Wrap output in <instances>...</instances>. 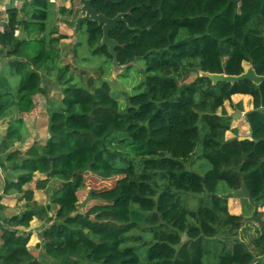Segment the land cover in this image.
<instances>
[{
	"label": "trees",
	"instance_id": "obj_1",
	"mask_svg": "<svg viewBox=\"0 0 264 264\" xmlns=\"http://www.w3.org/2000/svg\"><path fill=\"white\" fill-rule=\"evenodd\" d=\"M25 6L27 19L18 8L7 7L0 30V47L10 57L8 71L0 70V119L10 117L3 150L24 140L25 117L36 109L34 96L46 92L44 76L53 70L62 97L50 111L46 142L7 155L17 177L5 182L3 193L17 191L27 202L23 213L0 222V264H49L28 248L31 232L19 229L28 228L35 217L48 223L41 237L52 264H264L259 259L264 234L260 225L253 226L259 221L231 213L229 196L217 191L221 182L232 192L245 184L255 203L264 206V81L214 83L202 75H240L249 63L264 76V0H94L93 8L107 17L125 13L110 31L118 42V64L146 63L145 79L125 108L107 82L84 72L76 81L70 66H58L60 45L68 35L55 26L47 29L55 3L27 0ZM57 11L74 19L80 14L66 6ZM82 30L94 54L112 57L101 44L98 22L84 21ZM191 72L196 76L186 82ZM12 74L19 77L16 88ZM234 94L253 98V109L245 114L251 139L226 138L232 117L225 103ZM201 123L200 157L211 166L205 177L183 168L196 153ZM144 158L177 171L171 172L176 187L151 189L136 178L131 161ZM37 172L47 175L36 181L37 189L52 178L60 181L48 207L24 188ZM86 173L113 184L90 190L98 202L78 213ZM203 181L212 192L191 208L186 194L203 192ZM138 192L151 193L153 202L136 207L143 202ZM211 253L214 262L209 263Z\"/></svg>",
	"mask_w": 264,
	"mask_h": 264
},
{
	"label": "rangeland",
	"instance_id": "obj_2",
	"mask_svg": "<svg viewBox=\"0 0 264 264\" xmlns=\"http://www.w3.org/2000/svg\"><path fill=\"white\" fill-rule=\"evenodd\" d=\"M59 2H63V1H59ZM79 8H80V4L75 3L73 9L78 10ZM71 25H72L71 28L73 29L75 25L74 19ZM71 33L72 34L69 36V38H67L68 41L65 40L60 45L62 58L58 62V66L59 67H63L66 65L70 66L69 74H72L73 78H75L76 81H79L82 72H84L86 75L95 76L98 79L99 83L107 82L112 93L120 100L122 108H125L128 105L129 96L138 92L136 86L141 84L145 79V70H146L145 60L143 59L137 60L136 62L131 64V67L116 66L113 63L112 57L109 58L105 53L94 54L92 52V50L87 45V37L84 30H82L81 32L79 31L77 34H75L73 30ZM244 64H245V69H247L249 67V64L248 63H244ZM56 74H57V70H53L50 74L44 76V84L46 86V92L37 94L35 98L37 104L36 105L37 112L39 113V115L36 116V118H30L28 120L25 134L29 138L26 144H24L26 149L30 148L35 142H38L40 146H42L47 140L46 135L49 133V130L48 133H45L46 130L43 127L41 131L42 135L40 136L39 134H37L38 131H35L32 128L34 122H39V124L43 126H45V124L48 122V126H49L50 111L54 107H56V105L60 102V99L62 97L61 85L57 81ZM195 76H196L195 72H191L190 76L186 79V82L193 80ZM12 79H13L12 84L16 88L19 83V77L16 76V78L13 77ZM241 107H238L237 105H235L234 107L231 105L230 108H227L225 106L226 111L228 112L229 115L232 114L235 111V109L239 111L243 110V108ZM251 109H253V107ZM243 111L245 112V114L248 112L245 111V109ZM220 112L221 109L219 110V113ZM248 126L249 124L245 116L242 115L235 119L232 118V122H231L232 130L226 133V138H232L235 136V134L238 136L249 135L250 128ZM31 129L33 131H31ZM233 129L236 131H233ZM204 134H205V127L201 123V132L198 140V145L196 148V153L193 155L192 158H190L188 161L183 163V168L185 173L195 174L201 177H205V175L211 168L209 162L204 158L200 157ZM131 162H132V168L134 169L137 175L136 178H139V180H143L144 182H146L151 187V189L176 187V185L174 184V180L171 178V172H177V171H173L171 169L165 171L163 169H160L159 167L156 166L157 164L156 161L150 158H144L142 160L134 159ZM166 177L168 178V180L166 179ZM112 184L113 181H99L96 180V178H94L92 174L86 173L85 186L78 191L79 211L86 212L90 207H92L95 203L98 202V200L90 197L89 194L90 190L111 186ZM202 185L204 190L203 192L190 191L186 194L188 206H190L191 208H196V206L199 205L198 202L200 197H202L203 195L206 196L210 192H212L206 187V182L203 181ZM199 188L200 190H202L201 185ZM217 191L220 194L229 196L228 200L231 199L236 203H240L242 205L240 209L241 212L240 214H243L244 218H248V220H251L250 217L254 212V207L249 205L248 200L246 198H239L235 196L234 195L235 191L233 192L230 191L223 182H221V184L218 185ZM137 198L139 200H143V202L142 203L141 201L136 202L135 203L136 207L150 204V201L153 202L154 200V196L151 193L142 195L141 193L138 192ZM146 207L149 208L150 206H146ZM234 208L235 206H229L230 212H234ZM5 217H9V216L4 213H0V222L2 221L3 223L4 222L3 218ZM256 217L257 219H259L264 223V206L261 207L258 206ZM253 226L258 227L259 224ZM34 229L37 232L41 230L40 224L36 223ZM223 238L226 239L225 237ZM238 238H240V235H238V237H235L234 239H231L230 241L232 242ZM249 248L255 254H258L259 252L258 248H255L252 245L249 246ZM44 253L42 252V255L45 256L44 258L48 260L49 264H52L53 262L52 258L46 255V253L45 254ZM208 262L209 263L214 262V253L210 254V257L208 258Z\"/></svg>",
	"mask_w": 264,
	"mask_h": 264
},
{
	"label": "crops",
	"instance_id": "obj_3",
	"mask_svg": "<svg viewBox=\"0 0 264 264\" xmlns=\"http://www.w3.org/2000/svg\"><path fill=\"white\" fill-rule=\"evenodd\" d=\"M27 0H0V30H3V24L7 21V13H6V8L7 7H16L19 9L20 13L19 16L22 19H27L30 16L28 7L25 6ZM55 3V7L53 9V14L50 18V20L47 23V29L51 30L54 26L58 28L59 33L66 34L69 36L72 34L71 32L74 30V28H71V23L73 21L72 16H62L61 14L58 13L57 9L60 6H66L68 8H74V5L71 7L70 3H67L65 0H51ZM63 1V2H59ZM60 3V4H59ZM80 15V14H79ZM76 19V18H75ZM74 19V22H75ZM19 33V32H18ZM17 33V34H18ZM68 41V39H65ZM63 40V41H65ZM63 43V42H62ZM9 59L5 54V51L1 49L0 47V70H3L5 72L8 71L9 68ZM249 64V63H248ZM245 66V64H244ZM10 80L13 81V77L16 78L15 75H9ZM37 95L34 96V100ZM253 98L250 95H245V94H234L231 98V101H227L225 103V106L227 108H230V106H234L237 104H242L241 108L245 111H249L253 107ZM36 102V100H35ZM237 110V109H235ZM243 112V116H245V112ZM39 113L37 112V107L36 109L31 112L27 117H25V122L26 126L28 124V120L30 118H36ZM231 115V114H230ZM10 117L0 119V196H2L1 204L4 205L6 208L5 209H0V213H4L8 216H12L18 213H23L25 210V205H26V198L23 196L22 193H18L17 191H11L9 194H4V186L5 182L7 180H16L17 173L13 169L14 163L11 161L7 160V155L10 152H13L15 150L21 151V152H26L28 149L25 148L24 144L28 141V138L25 134V129L22 130V136L24 137V140L22 141H14L9 145V147L5 150H3L2 143L4 141L6 131L8 128V120ZM45 128L46 132L48 133V122L45 124V126L40 125L39 122H34L33 123V128L35 131H38L37 134L40 136L42 135L41 131ZM249 127V126H248ZM31 129V131H33ZM44 134V133H43ZM250 135V134H249ZM246 135V136H249ZM50 134L48 133L46 135L47 139L49 138ZM37 141V140H36ZM47 175L44 173L37 172L34 177V182L26 185L24 188L25 189H32L34 192V200L38 202L40 205H44L46 207L51 205L50 202V196L54 189H56L60 183V181L56 180L55 178L50 179L49 183L47 186L43 189H37L36 187V181L37 180H43L46 179ZM228 206H235L234 212H231L233 214L239 215L240 209H241V204L236 203L232 201L231 199L228 200ZM52 213L50 212L49 215ZM36 223L40 224L41 230L38 232L34 229V226ZM48 225L45 220H41L39 218H34L33 221L31 222V225L28 228L25 227H19L20 230H26L31 232V238L28 243V248L31 250V252L39 257V258H44L45 256L42 255V252L44 253V248L42 247V237L41 234L43 230L46 228ZM247 235V234H246ZM244 232L241 233V237L244 238L246 236ZM253 246V245H252ZM256 248V247H255ZM259 259L264 262V255H260Z\"/></svg>",
	"mask_w": 264,
	"mask_h": 264
},
{
	"label": "water",
	"instance_id": "obj_4",
	"mask_svg": "<svg viewBox=\"0 0 264 264\" xmlns=\"http://www.w3.org/2000/svg\"><path fill=\"white\" fill-rule=\"evenodd\" d=\"M65 1L69 2L71 7L75 3L80 4V8H79L80 15L75 19V25H74L75 34L81 31L82 24L84 21L93 20V21L98 22V24L102 26V31H103L101 44L107 46L108 52L113 58V63L116 66H120L118 64L117 53H116V47L118 46V42L115 39L111 38L110 31L114 27H116L118 22L124 20L125 13H119L115 17H107L103 13H98L93 8L92 2L94 0H65ZM231 1L234 2L235 4H239L243 0H231ZM120 67H127V65L120 66ZM202 75L210 77L214 83L217 81H228V82L234 83L235 81H238L241 79H249L257 84L264 81V76L258 75L252 65H249V67L245 69V71L240 75H227L223 73L218 74V73H209V72L202 73ZM242 115H243V112L239 110H235L231 114V117L235 119ZM238 139L239 140L251 139V136L250 135L249 136H238ZM234 195L239 198H247L249 202L253 205L254 212L252 216L250 217V219L259 221L261 232L262 234H264V223L260 221L259 219H257L256 217L257 211H258V205L255 203V200L253 199L247 186L245 184H242L241 188L236 190ZM78 213H83V212L79 211ZM246 220H248V218H244V221Z\"/></svg>",
	"mask_w": 264,
	"mask_h": 264
}]
</instances>
